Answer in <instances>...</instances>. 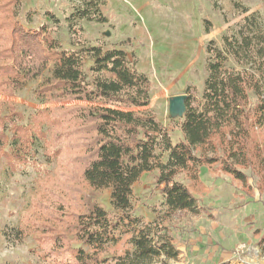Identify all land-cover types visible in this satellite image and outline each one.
Returning a JSON list of instances; mask_svg holds the SVG:
<instances>
[{"label": "rangeland", "instance_id": "obj_1", "mask_svg": "<svg viewBox=\"0 0 264 264\" xmlns=\"http://www.w3.org/2000/svg\"><path fill=\"white\" fill-rule=\"evenodd\" d=\"M9 2L0 0V6L9 8ZM20 2L17 16L23 25H41L48 10L59 16L61 23L49 22V27L65 46L81 36L86 45L114 46L134 56L137 68L150 78L151 93L150 105L134 110L152 111L176 135L181 117L170 116L169 102L184 94L198 103L207 74V46L221 45L223 35L248 14L264 17V0H102L107 22H82L84 29L76 36L65 18L79 0ZM15 19L0 14V24L8 25L0 27V51L11 48L5 35ZM9 62L0 60V67ZM40 80L14 94L8 87L0 88V113L8 114V133L23 132L20 128L28 124L42 136L31 158L13 167L6 149L0 150V264H61L55 261L53 240L61 237L76 244L72 225L87 204L97 202L115 214L110 190L94 189L83 177L90 135L81 121L70 118L76 106L94 103H40L34 95ZM37 109L44 111L39 114ZM231 138L228 128L214 134L196 151L204 156V164L176 175L197 199L196 212L166 213L161 204L164 184L156 171L143 173L134 185V211L147 222L162 221L180 250L178 258L157 257L152 264H264L258 243L264 234V129L249 127L242 164L231 155L238 151ZM226 165L242 172L246 183L227 173ZM127 239L123 235L120 242L108 244L99 256L122 254L130 247Z\"/></svg>", "mask_w": 264, "mask_h": 264}, {"label": "trees", "instance_id": "obj_2", "mask_svg": "<svg viewBox=\"0 0 264 264\" xmlns=\"http://www.w3.org/2000/svg\"><path fill=\"white\" fill-rule=\"evenodd\" d=\"M79 1L65 18L69 32L76 36L84 29L82 22L108 20L102 0ZM9 3V8L0 6V14H12L16 19L5 35L11 48L0 51V60H10L0 67V88L8 87L14 94L30 81L41 79L34 90L40 103L67 99L94 103L76 106L70 118L81 121L90 135L85 142L88 155L83 177L94 189L110 190L109 202L115 213L97 202L87 204L72 225L76 244H67L61 237L53 240L55 261L152 264L157 257L178 258L180 250L165 224L157 219L147 222L134 211V185L143 173L156 171L158 181L164 184L161 204L167 214L198 211L197 199L176 175L204 164V156L196 151L224 128L229 129L231 145L238 149L231 155L242 164L249 127L264 129V17L258 12L248 14L236 29L223 35L221 45L211 42L207 46L204 89L197 104L187 98L178 136L152 111L134 110L151 103L150 78L137 68L134 56L114 46L86 45L81 36L65 46L49 27V22L61 23L53 11L48 10L46 21L37 27L23 25L17 16L20 0ZM4 26L8 25L0 24ZM7 115L0 113V150L6 149L13 167L31 158L42 136L28 124L20 128L23 132L13 130L11 135L5 124ZM224 169L246 183L239 170L231 165ZM123 235H128L129 248L112 258L99 256ZM258 243L264 255V234Z\"/></svg>", "mask_w": 264, "mask_h": 264}, {"label": "water", "instance_id": "obj_3", "mask_svg": "<svg viewBox=\"0 0 264 264\" xmlns=\"http://www.w3.org/2000/svg\"><path fill=\"white\" fill-rule=\"evenodd\" d=\"M186 98L187 96L177 95L174 96L169 102V113L172 117H183L186 112Z\"/></svg>", "mask_w": 264, "mask_h": 264}]
</instances>
